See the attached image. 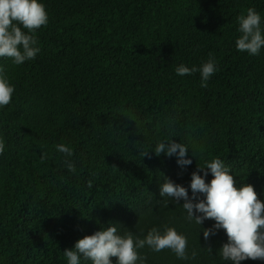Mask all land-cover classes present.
<instances>
[{
    "label": "trees",
    "instance_id": "1",
    "mask_svg": "<svg viewBox=\"0 0 264 264\" xmlns=\"http://www.w3.org/2000/svg\"><path fill=\"white\" fill-rule=\"evenodd\" d=\"M38 2L48 23L35 32L36 58L19 66L0 58L15 88L0 108V264H68L65 250L111 224L139 238L174 227L187 237L189 257L197 253L180 260L145 246L144 264H231L219 254L225 232L205 240L215 222H190L184 201L161 198L159 188L167 177L191 197V174L219 158L264 203V48L253 56L235 45L236 18L250 7L264 34V0ZM209 53L217 71L206 88L199 72L176 74ZM171 140L189 148L191 165L152 151ZM212 178L209 171L206 182ZM80 264L91 261L81 256Z\"/></svg>",
    "mask_w": 264,
    "mask_h": 264
},
{
    "label": "clouds",
    "instance_id": "2",
    "mask_svg": "<svg viewBox=\"0 0 264 264\" xmlns=\"http://www.w3.org/2000/svg\"><path fill=\"white\" fill-rule=\"evenodd\" d=\"M236 20L240 34L235 40L237 50L253 56L258 55L264 48L260 14L250 7ZM47 23L45 6L38 0H0V58H10L17 66L34 60L41 50L37 46L39 41L35 32ZM20 25L27 30V34ZM216 71V61L212 53H209L208 60L199 67L189 68L181 64L175 69L179 76L199 72L201 87L204 88L208 86V80ZM14 91V86L0 69V108L11 103ZM54 147L65 157H72L74 154L73 149L65 144H57ZM4 150L5 143L0 140V155ZM152 151L156 156L162 153L168 157L176 156L181 169L193 162L192 159L185 158L189 148L174 140L158 142ZM45 155H41V162ZM141 155L148 156L149 151L142 152ZM64 163L69 172L75 173V165L70 159H66ZM209 171L213 178L206 182ZM87 187H93L91 180L88 181ZM189 187L191 197L188 188L165 177L160 185L159 195L161 198H170L177 204L183 200L182 207L190 222L194 220L202 225L205 220H213V226L203 231L205 240L216 235L219 230L225 232L227 243L219 250L223 260L230 261L231 264H241L246 260L264 261V203L258 198L252 185L238 187L230 169L221 159L215 158L206 162L203 167L197 166V171L191 174ZM158 202L164 207H169L167 200ZM145 246L154 252L169 249L180 260L195 259L197 255L196 251H193L189 257L187 237L179 234L174 227L165 225L163 231L153 227L144 238H139L131 231L119 234L115 224H111L106 230L84 236L75 243L74 249L65 250L63 254L68 264H80L81 256L90 260L91 264H113V258L115 264H144L146 257L141 256L138 250ZM207 250L212 252L210 247Z\"/></svg>",
    "mask_w": 264,
    "mask_h": 264
}]
</instances>
